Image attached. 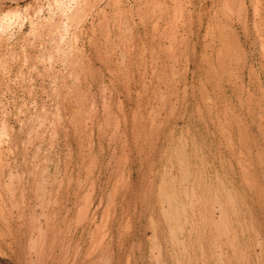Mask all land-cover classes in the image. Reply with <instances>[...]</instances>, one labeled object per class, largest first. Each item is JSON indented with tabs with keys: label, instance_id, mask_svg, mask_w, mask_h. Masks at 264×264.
<instances>
[{
	"label": "rangeland",
	"instance_id": "1",
	"mask_svg": "<svg viewBox=\"0 0 264 264\" xmlns=\"http://www.w3.org/2000/svg\"><path fill=\"white\" fill-rule=\"evenodd\" d=\"M0 264H264V0H0Z\"/></svg>",
	"mask_w": 264,
	"mask_h": 264
},
{
	"label": "bare ground",
	"instance_id": "2",
	"mask_svg": "<svg viewBox=\"0 0 264 264\" xmlns=\"http://www.w3.org/2000/svg\"><path fill=\"white\" fill-rule=\"evenodd\" d=\"M169 182V181H168ZM163 198V197H162ZM170 210V209H169Z\"/></svg>",
	"mask_w": 264,
	"mask_h": 264
}]
</instances>
